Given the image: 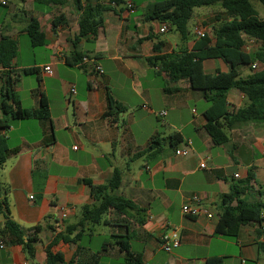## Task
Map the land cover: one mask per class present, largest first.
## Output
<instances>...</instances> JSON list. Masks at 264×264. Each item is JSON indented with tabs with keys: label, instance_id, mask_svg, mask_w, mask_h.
Segmentation results:
<instances>
[{
	"label": "crops",
	"instance_id": "1",
	"mask_svg": "<svg viewBox=\"0 0 264 264\" xmlns=\"http://www.w3.org/2000/svg\"><path fill=\"white\" fill-rule=\"evenodd\" d=\"M67 1L64 7H47L33 0H0V39L9 37L19 44L12 63L13 74L19 76L14 94L22 108L36 110L42 93L49 107L47 119L15 120L4 132L13 153L0 167V203L5 200L9 218L23 231L39 227L40 232L32 259L21 246L0 239V264H44L45 247L54 240L52 251L61 253L66 263L76 255L77 264H121L115 235L133 236L130 251L141 255L143 264H204L213 256L225 264H264V223L241 226L235 240L213 235L221 196L246 177L249 167L256 175L249 198L264 191V124L233 129L228 144L215 146L205 131L203 113L209 104L203 92L192 90L184 80L167 86L173 92L164 91L166 76L148 63L156 55L151 37L164 42L161 54L176 52L180 38L175 32L160 35L161 24L144 21L158 0H124L117 14H104L96 36H86L75 46L78 14ZM61 15L64 24L53 30L52 20ZM33 17L45 35L41 48H32L26 35ZM205 20L196 17L194 27L208 32L218 24L215 14L207 17V24ZM196 39L189 35L184 47L190 51ZM73 52L95 58L103 73L94 71L91 62L68 65L66 59ZM46 66L52 75L43 72ZM29 68H36L37 75H24ZM203 70L213 75L228 72L229 67L211 59L203 62ZM238 70L243 77L249 74L244 67ZM108 97L124 110L109 111ZM227 103L228 111L235 112L247 100L230 90ZM173 133L183 141L176 149L187 148V156L175 155L165 142L156 158L148 153L136 158L152 139ZM241 146L251 153L248 167L237 156ZM115 168L122 172L116 195L143 209L145 223L139 226L131 217L110 211L102 225L85 230L76 244L58 239L78 223L82 207L92 203L90 190L81 181L103 185ZM183 205L196 208L199 215L184 216ZM4 222L0 212V231ZM171 230L180 234V244L166 253L160 237ZM76 234L78 230L70 238Z\"/></svg>",
	"mask_w": 264,
	"mask_h": 264
},
{
	"label": "trees",
	"instance_id": "2",
	"mask_svg": "<svg viewBox=\"0 0 264 264\" xmlns=\"http://www.w3.org/2000/svg\"><path fill=\"white\" fill-rule=\"evenodd\" d=\"M264 6V0H256ZM37 5L47 7H64L67 0H33ZM124 0H110L108 3L101 0H71L76 14H78L77 34L72 45H76L86 36H96L103 28L104 14L112 11L117 14L116 8L124 4ZM218 5L226 15L227 20L219 22L196 39L190 51L184 47L190 32L188 24L193 17L195 8ZM145 22L166 24L169 32L179 35L180 45L176 52L161 54L164 42L161 38L152 36L153 52L156 54L148 59L152 67H157L167 81L163 84L166 93L173 92L167 88L169 84L187 81L192 90L203 92L209 104L203 116L206 119L205 131L215 146L229 143L228 132L248 124H264V19H260L253 7L251 0H158L144 16ZM64 24V17H55L51 26L56 30ZM26 35L32 48H41L46 45L45 35L36 18H31L26 27ZM251 37L261 41V47L252 54L242 51L243 37ZM19 53L17 40L9 37L0 39V167L13 153L9 148L4 132L12 121L23 119H47L49 116L48 103L42 93H39V106L36 110H27L21 107L14 94V86L19 76L13 74L12 63ZM66 59L68 65L82 62L85 56L72 53ZM96 60L95 58H93ZM218 59L229 67L228 72L206 74L203 62ZM259 62L262 69L252 72L250 66ZM240 67L249 69L247 76H241ZM36 68L24 69V75H37ZM40 82V79H38ZM236 90L247 100V104L235 112L228 111L227 93ZM176 91V90H175ZM108 109L122 112L124 110L108 97ZM165 142L174 150L183 141L178 133H173L166 139H152L148 149L138 153L136 158L148 153L149 158H156ZM235 147L230 149L233 153ZM122 172L115 168L107 183L95 185L89 180L81 182L88 186L92 203L81 209L78 223L68 226L63 235L58 239L67 244H76L81 234L86 230L92 232L95 227L103 224V218L110 211L119 215L131 217L134 222L142 226L146 221L145 211L136 206L132 201L117 196L120 187ZM256 181L254 168L249 167L244 179L233 185L228 194L221 196L218 221L213 235L223 236L235 240L241 226L249 223H264V202L249 198L251 184ZM247 195V198H244ZM0 212L5 214V222L0 231V239L11 245H19L30 259L34 256V244L38 241L39 227L32 229L31 233L23 231L8 215L5 200L0 203ZM78 234L70 238L73 232ZM113 244L123 254L121 264H143L139 254L130 251V241L133 236H112ZM56 242L45 247L46 261L44 264H77L75 256L66 263L63 255L52 251ZM264 247V243H262ZM204 264H225L223 258L209 257Z\"/></svg>",
	"mask_w": 264,
	"mask_h": 264
},
{
	"label": "built area",
	"instance_id": "3",
	"mask_svg": "<svg viewBox=\"0 0 264 264\" xmlns=\"http://www.w3.org/2000/svg\"><path fill=\"white\" fill-rule=\"evenodd\" d=\"M110 0H107L106 3H108ZM4 4V3H3ZM160 35H164L169 33V27L166 24H161L158 30ZM205 30L200 27V26H195L193 28V34L197 37V38H201L205 35ZM243 46H242V51L244 53L247 54H252L254 52H256L262 45L261 41L251 38V37H243ZM91 62L93 64V69L94 71H96L98 74H102L103 71L101 69L100 66H98L95 63V60L93 59V57H84L82 60V63H89ZM252 72H257L260 71L262 69V65L259 62H253L250 66ZM43 72L46 75H52V70L50 68V66H46L43 68ZM71 93L75 94V90L71 89ZM164 114V113H163ZM187 147L191 145V142L188 141L186 143ZM77 148L74 147V150H76ZM188 154V149L187 148H183V149H175V155L177 156H182L185 157ZM209 160L208 157H206L202 163H200L199 167L201 169H204L206 167V161ZM235 178H238V176L236 175ZM193 201L195 202H199V198L198 196H194L193 197ZM181 212L184 216L187 217H197L199 215V211L196 208L190 207L189 205H183L181 208ZM209 218H211V215H208ZM262 242H264V239H262ZM160 244H161V248L166 252V253H170L171 250L177 246H179L180 244V234L176 231V230H171L168 231L166 233H163L160 237ZM3 246H0V248H2Z\"/></svg>",
	"mask_w": 264,
	"mask_h": 264
},
{
	"label": "rangeland",
	"instance_id": "4",
	"mask_svg": "<svg viewBox=\"0 0 264 264\" xmlns=\"http://www.w3.org/2000/svg\"><path fill=\"white\" fill-rule=\"evenodd\" d=\"M251 3L253 5V7L255 8V10L257 11L259 18L264 19V6H262L256 0H251ZM211 14H215V22L216 23L227 20L226 15L223 13L222 9L218 5H213L210 7L195 8L193 11V17L191 18V20L189 21V24H188V30L190 32L191 37L194 36L193 35V28L195 25L196 17H198V16L204 17L206 19L204 23L207 24V17ZM171 35L172 34H168L167 38H170ZM37 50H39V49H37ZM244 71L248 73L249 69L244 67ZM253 198H255L256 200L264 202V191H261L260 196L257 193L253 194Z\"/></svg>",
	"mask_w": 264,
	"mask_h": 264
},
{
	"label": "water",
	"instance_id": "5",
	"mask_svg": "<svg viewBox=\"0 0 264 264\" xmlns=\"http://www.w3.org/2000/svg\"><path fill=\"white\" fill-rule=\"evenodd\" d=\"M236 153H237V156L239 157L241 163L244 166L248 167L250 165V162H251L250 151L245 149V147L241 146Z\"/></svg>",
	"mask_w": 264,
	"mask_h": 264
}]
</instances>
